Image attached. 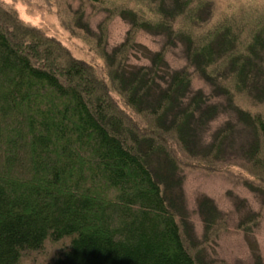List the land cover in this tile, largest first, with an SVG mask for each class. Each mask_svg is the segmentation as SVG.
I'll list each match as a JSON object with an SVG mask.
<instances>
[{
	"label": "trees",
	"instance_id": "16d2710c",
	"mask_svg": "<svg viewBox=\"0 0 264 264\" xmlns=\"http://www.w3.org/2000/svg\"><path fill=\"white\" fill-rule=\"evenodd\" d=\"M58 1L66 27L102 55L105 75L0 0V264H217L204 249L225 217L199 201L207 240L197 242L182 174L194 162L233 163L264 183V6L239 47L229 26L208 31L211 11L189 0H149L154 19L109 0H82L74 12ZM87 5L131 25L113 58L105 26L97 37L83 22ZM140 30L167 45L150 66L129 69ZM178 39L187 66L169 79L165 54ZM190 69L210 96L192 92ZM233 120L252 136L234 162L225 153Z\"/></svg>",
	"mask_w": 264,
	"mask_h": 264
},
{
	"label": "rangeland",
	"instance_id": "374dc122",
	"mask_svg": "<svg viewBox=\"0 0 264 264\" xmlns=\"http://www.w3.org/2000/svg\"><path fill=\"white\" fill-rule=\"evenodd\" d=\"M14 4L19 18L32 28L43 31L48 37L55 38L72 56L83 63L93 66L99 74H104V60L99 51H93L81 35L72 33L63 20L58 7V0H2ZM124 1V2H123ZM128 1H130L128 3ZM109 0L110 3L128 5L130 9L139 11L143 17L155 18L157 9L149 0ZM170 0H168L169 2ZM192 8L206 9L210 12L213 23L208 31L219 28L221 25L229 26L233 37L239 40V47L246 39V30L256 25L260 18L253 17L254 11L264 0H189ZM61 4L71 7L72 11L81 9L82 0H61ZM171 4V3H169ZM167 4V5H169ZM251 11V12H250ZM259 11H257L258 13ZM63 15V14H62ZM108 13L104 10L96 11L92 5L84 9L83 22L91 32L101 37L102 28L106 34V53L112 58L114 53L127 40L130 31L128 20L119 16L106 21ZM178 21L182 28L189 27L190 18L183 17ZM68 18H65L67 20ZM188 21V24L186 23ZM193 22V21H192ZM255 23V24H254ZM65 27V28H64ZM195 34V31H192ZM207 33V31L203 32ZM195 34L196 38L202 36ZM245 34V35H244ZM244 35V37H243ZM243 37V40L241 38ZM207 41V40H206ZM135 47L128 53L127 67L133 69L151 65V58L167 45L166 36L140 30L134 36ZM181 40H174L165 54L167 67L166 78L187 66L185 46ZM111 58V59H112ZM192 73V92H202L205 96L212 93L211 85L207 83L194 69ZM103 75V76H104ZM241 100V101H240ZM239 103L243 108H251L244 98ZM218 102H215L217 104ZM229 118L223 117L211 124L205 134L206 143L227 122ZM238 120H233L232 124ZM231 134L233 135L225 153L233 162L243 158L244 151L249 146L252 136L245 125H239ZM212 139V138H211ZM210 139V140H211ZM227 159V160H230ZM193 165L183 169L185 206L189 214V226L197 242L207 240L205 218L199 208V201L205 199L206 207L211 211L214 208L219 216L225 217L204 249L206 260H213L217 264H264V183L245 169L231 164L207 165L194 162ZM214 208H213V207ZM208 217H206L207 219ZM44 258V257H43ZM207 260V261H208ZM46 262V258H44Z\"/></svg>",
	"mask_w": 264,
	"mask_h": 264
}]
</instances>
